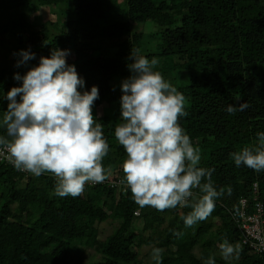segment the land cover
<instances>
[{
    "label": "trees",
    "instance_id": "trees-1",
    "mask_svg": "<svg viewBox=\"0 0 264 264\" xmlns=\"http://www.w3.org/2000/svg\"><path fill=\"white\" fill-rule=\"evenodd\" d=\"M117 1L0 0V44H6L4 36L10 33L18 59L20 50L36 56L23 66L0 68V116L7 108L3 94L19 86L14 74L24 75L55 49L69 50L66 62L84 79L83 91L92 86L99 90L92 114L109 144L102 160L107 179L123 180L127 155L114 135L122 123V93L113 80L130 76L132 50L149 60L177 56L182 63L170 83L184 95L186 113L178 123L200 150L199 167L215 169L212 182L225 194L207 220L185 227L181 217L190 208H141L130 191L100 185L85 187L78 197L61 198L54 195L56 181L48 173L26 176L0 162V264H84L74 257L77 244L96 246L102 254L98 264H139L138 250L145 243L165 248L163 264H204L201 258L210 256L228 264L214 254L224 240L241 246L232 264H264V253L239 243L228 212L239 210L240 198L252 200L254 183L264 203V171L236 167L230 158L264 132V0H124L123 21L109 13ZM64 2L74 15L58 22L55 14ZM133 22H149L155 29L133 31ZM145 36L155 41L154 51L142 50ZM245 101L249 107L244 111H225ZM0 135L6 131L0 129ZM137 208L139 216L134 215ZM107 219L118 224L98 242L95 223ZM196 245L202 247L201 258L193 252Z\"/></svg>",
    "mask_w": 264,
    "mask_h": 264
},
{
    "label": "clouds",
    "instance_id": "clouds-1",
    "mask_svg": "<svg viewBox=\"0 0 264 264\" xmlns=\"http://www.w3.org/2000/svg\"><path fill=\"white\" fill-rule=\"evenodd\" d=\"M69 55L67 49H55L24 75L14 74L20 83L3 94L7 108L0 116V129L6 131L0 135V156L6 150V159L18 171L36 177L51 173L56 178L54 195L61 198L78 197L86 184L103 183L107 175L102 160L109 152L103 126L92 114L99 90L92 86L83 91L85 81L66 62ZM18 56L17 67L36 59L30 50H20ZM128 59L131 74L120 84L122 123L114 133L127 155L121 184L141 208H190L181 218L185 227H192L211 216L225 190H217L212 182L215 169L199 167L200 150L178 123L186 115L185 97L154 71L159 61L139 50L130 51ZM248 107L245 101L225 111L234 115ZM230 158L236 167L264 171V132H257L255 144L230 153ZM197 189L202 195L197 196ZM218 249L228 264L239 259V244L224 240ZM162 252L152 248L153 264H163ZM204 264H216L215 257Z\"/></svg>",
    "mask_w": 264,
    "mask_h": 264
},
{
    "label": "rangeland",
    "instance_id": "rangeland-1",
    "mask_svg": "<svg viewBox=\"0 0 264 264\" xmlns=\"http://www.w3.org/2000/svg\"><path fill=\"white\" fill-rule=\"evenodd\" d=\"M68 4L69 3L64 2L62 5L59 6V9L56 11L57 14H55V16L58 22L65 20L67 18H70L72 15H74ZM111 8H113V10L109 12L111 15V18H116V20H121V21L126 20L124 0H118L117 2H113ZM115 14H117L116 17H115ZM58 26H61V24H58ZM131 29L137 32L148 33L152 29H155V28L153 27V25L149 24V22H146V23L133 22L131 23ZM4 39H5L4 42L6 44H3V45L0 44V68L16 66V62L18 58L16 54L12 52L11 50L14 48V43L10 41V39H12V35L8 33L4 36ZM143 41H144L143 42L144 47H142V50L144 49L148 52H152L155 50L154 40L147 38L145 36ZM157 60L159 61V63L154 69V71H159L161 75L163 76V78L166 81L170 82L171 76L173 74L175 75V73H179L178 64L182 63V61L177 56H173L171 58H157ZM180 74L182 75L183 71ZM126 78L128 77H124V78L116 77L113 80V83L121 84V82ZM214 222H215V225L219 224L218 219H215ZM117 224H118V221L113 220V219H107L102 222H96L95 227L97 229L98 242L104 241L105 238L112 233V231L115 229ZM155 241H157L156 237H154V242ZM219 244L220 243L216 244L214 248V254L216 258L223 260L221 256L219 255V249H218ZM152 245H153L152 243H147V244L145 243L140 246L138 250V256H137L139 264H153V261L151 260V250H152L151 246ZM51 248L52 247H50V249ZM201 248L202 247L200 245H196L193 248V252L196 254L197 257H200ZM161 249L164 251L165 248H161ZM74 257L75 259H81L82 263L84 264H98L102 260V254L100 250L96 248V246H87L84 244H77V250L74 251ZM201 260L204 263V260H206V258H203V259L201 258ZM234 261H237V260H234ZM215 262L216 264H222L217 259H215Z\"/></svg>",
    "mask_w": 264,
    "mask_h": 264
},
{
    "label": "built area",
    "instance_id": "built-area-1",
    "mask_svg": "<svg viewBox=\"0 0 264 264\" xmlns=\"http://www.w3.org/2000/svg\"><path fill=\"white\" fill-rule=\"evenodd\" d=\"M7 152L4 151V155L0 156V162L11 165L6 159ZM26 176L31 173L26 171H20ZM56 181V178L48 173ZM105 186L112 189H121L125 192V186L121 184L120 179H106L100 184H86L85 187ZM140 208L134 211L135 216L140 215ZM234 224L239 231V243L247 247L250 251L256 254L264 253V203L259 199V193L257 184L253 185V197L252 200L246 198L239 199V210L228 209Z\"/></svg>",
    "mask_w": 264,
    "mask_h": 264
}]
</instances>
